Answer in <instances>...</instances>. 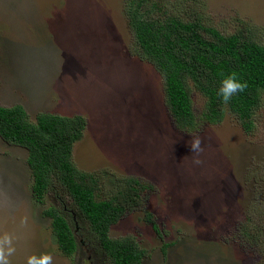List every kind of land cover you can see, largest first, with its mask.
I'll use <instances>...</instances> for the list:
<instances>
[{
	"label": "rangeland",
	"instance_id": "obj_1",
	"mask_svg": "<svg viewBox=\"0 0 264 264\" xmlns=\"http://www.w3.org/2000/svg\"><path fill=\"white\" fill-rule=\"evenodd\" d=\"M198 12L224 34L241 32L264 43V0H162ZM125 0H0V105L37 113L82 115L71 161L97 179L96 198L135 179L139 201L109 229L144 250L141 264H264V91L246 131L223 103L205 116L207 96L190 81L196 128H179L155 66L136 50ZM191 14V13H190ZM203 140L193 164L187 141ZM27 150L0 137V232L18 236L12 264L48 252L54 264H111L72 198L54 182L42 200L31 192ZM64 211L77 239L64 253L45 208ZM152 214L157 229L146 220ZM28 224L21 226L22 217Z\"/></svg>",
	"mask_w": 264,
	"mask_h": 264
},
{
	"label": "trees",
	"instance_id": "obj_2",
	"mask_svg": "<svg viewBox=\"0 0 264 264\" xmlns=\"http://www.w3.org/2000/svg\"><path fill=\"white\" fill-rule=\"evenodd\" d=\"M124 11L137 53L163 78L166 104L179 128L194 129L198 121L189 82L206 94L205 116L214 119L224 103L217 95L221 74L235 72L248 87L226 105L246 131L252 129L253 109L264 91V43L241 32L224 34L205 24L197 11L186 14L184 8H167L162 0H125ZM84 125L80 114L41 112L32 121L22 105H0V137L27 150L33 197L42 200L57 182L72 198L75 214L88 222L111 264H141L144 250L136 240L129 235L110 237L109 229L139 201L144 186L128 178L115 184L106 198L95 197L97 179L71 161L72 144L82 136ZM43 212L51 218L59 248L72 253L77 239L64 211L49 206ZM145 218L157 229L151 213L146 212Z\"/></svg>",
	"mask_w": 264,
	"mask_h": 264
},
{
	"label": "clouds",
	"instance_id": "obj_3",
	"mask_svg": "<svg viewBox=\"0 0 264 264\" xmlns=\"http://www.w3.org/2000/svg\"><path fill=\"white\" fill-rule=\"evenodd\" d=\"M248 87L246 81L238 78L237 73L221 74L220 83L217 89V95L226 104L238 93L244 92ZM187 144L190 152L193 154V164L201 165V154L204 152L203 140L199 135L191 137ZM0 197L3 199V208L5 210L13 207V201L7 190H0ZM21 226L28 224V217L24 216L20 220ZM18 236L9 231L0 232V264H12V257L17 253ZM25 264H54L53 256L48 252L39 254L31 253L25 257Z\"/></svg>",
	"mask_w": 264,
	"mask_h": 264
}]
</instances>
